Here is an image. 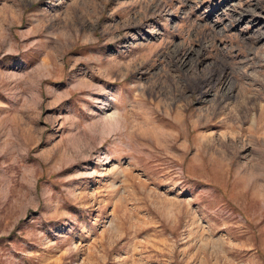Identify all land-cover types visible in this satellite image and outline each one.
I'll use <instances>...</instances> for the list:
<instances>
[{
    "label": "rangeland",
    "instance_id": "374dc122",
    "mask_svg": "<svg viewBox=\"0 0 264 264\" xmlns=\"http://www.w3.org/2000/svg\"><path fill=\"white\" fill-rule=\"evenodd\" d=\"M0 264H264V0H0Z\"/></svg>",
    "mask_w": 264,
    "mask_h": 264
}]
</instances>
